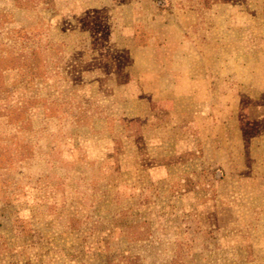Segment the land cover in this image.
<instances>
[{"label":"rangeland","instance_id":"rangeland-1","mask_svg":"<svg viewBox=\"0 0 264 264\" xmlns=\"http://www.w3.org/2000/svg\"><path fill=\"white\" fill-rule=\"evenodd\" d=\"M262 122L264 0H0V264H264Z\"/></svg>","mask_w":264,"mask_h":264},{"label":"trees","instance_id":"trees-1","mask_svg":"<svg viewBox=\"0 0 264 264\" xmlns=\"http://www.w3.org/2000/svg\"><path fill=\"white\" fill-rule=\"evenodd\" d=\"M16 1H20V0H16ZM114 61V60H113ZM129 60H127V63H123V61H114V63H112L115 68L117 70H120V67L123 66V65H126V64H129L128 63ZM115 74L117 75V71L115 72ZM253 103H256V101H253ZM259 127H262L263 131H264V122L260 123V124H256V125H246L242 128V138H243V141L245 143V145L247 144L248 142V138L252 135V134H256L258 133L259 131ZM0 162H1V159H0ZM3 167V166H2Z\"/></svg>","mask_w":264,"mask_h":264}]
</instances>
